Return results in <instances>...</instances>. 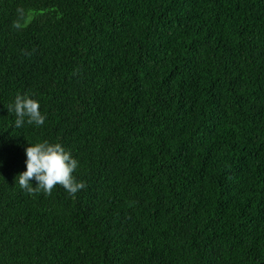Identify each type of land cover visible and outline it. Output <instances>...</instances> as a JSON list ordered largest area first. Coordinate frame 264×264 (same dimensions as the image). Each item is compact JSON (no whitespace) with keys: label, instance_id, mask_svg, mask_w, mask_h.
Instances as JSON below:
<instances>
[{"label":"trees","instance_id":"obj_1","mask_svg":"<svg viewBox=\"0 0 264 264\" xmlns=\"http://www.w3.org/2000/svg\"><path fill=\"white\" fill-rule=\"evenodd\" d=\"M0 264H264V0H0Z\"/></svg>","mask_w":264,"mask_h":264},{"label":"clouds","instance_id":"obj_2","mask_svg":"<svg viewBox=\"0 0 264 264\" xmlns=\"http://www.w3.org/2000/svg\"><path fill=\"white\" fill-rule=\"evenodd\" d=\"M10 110L15 115L16 128L25 124L43 126L46 120V115L40 111L39 101L26 94L17 95ZM24 152L25 170L15 179L29 194L36 191L51 194L56 185L62 186L71 194L84 188V183L77 182L72 175L78 167V161L61 144L48 141L28 143ZM33 179L35 187L30 182Z\"/></svg>","mask_w":264,"mask_h":264}]
</instances>
